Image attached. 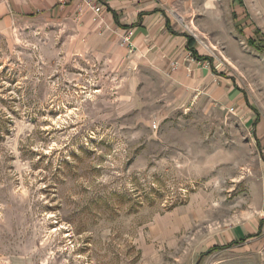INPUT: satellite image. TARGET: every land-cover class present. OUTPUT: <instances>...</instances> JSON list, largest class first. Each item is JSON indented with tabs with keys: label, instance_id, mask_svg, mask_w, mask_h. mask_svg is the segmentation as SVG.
I'll list each match as a JSON object with an SVG mask.
<instances>
[{
	"label": "rangeland",
	"instance_id": "rangeland-1",
	"mask_svg": "<svg viewBox=\"0 0 264 264\" xmlns=\"http://www.w3.org/2000/svg\"><path fill=\"white\" fill-rule=\"evenodd\" d=\"M177 2L199 88L66 19L0 34V264H264V0Z\"/></svg>",
	"mask_w": 264,
	"mask_h": 264
},
{
	"label": "crops",
	"instance_id": "crops-1",
	"mask_svg": "<svg viewBox=\"0 0 264 264\" xmlns=\"http://www.w3.org/2000/svg\"><path fill=\"white\" fill-rule=\"evenodd\" d=\"M97 2L103 6L99 15L79 0H6L0 3V34L15 26L18 20L28 23L36 14L49 19H66L74 26L76 38L89 41L90 46L97 43L98 55H107L112 65H120L126 53L136 59L154 56L184 87L199 88L203 83L210 84L211 74L204 64L208 56L197 54L198 41L187 26H182L183 16L179 11L182 12V7L177 0ZM236 17L238 20L239 16ZM241 20L239 17L238 22ZM129 32L128 44L121 46V38ZM189 38L193 40L190 48ZM226 89V101H235L240 96L239 89ZM261 217L260 230L264 227V217ZM251 236L245 235L242 227H235L229 242Z\"/></svg>",
	"mask_w": 264,
	"mask_h": 264
},
{
	"label": "built area",
	"instance_id": "built-area-1",
	"mask_svg": "<svg viewBox=\"0 0 264 264\" xmlns=\"http://www.w3.org/2000/svg\"><path fill=\"white\" fill-rule=\"evenodd\" d=\"M81 3L85 4L89 9H91L95 15H99L101 12V9L103 8L102 4L100 2H97V0H79ZM130 32L126 35H123L121 38V46L128 44Z\"/></svg>",
	"mask_w": 264,
	"mask_h": 264
},
{
	"label": "trees",
	"instance_id": "trees-1",
	"mask_svg": "<svg viewBox=\"0 0 264 264\" xmlns=\"http://www.w3.org/2000/svg\"><path fill=\"white\" fill-rule=\"evenodd\" d=\"M238 2H239V4L241 5L242 4V0H238ZM244 18H246L245 16H244ZM244 18H242V19H244ZM237 19V17L235 16V20ZM237 21V20H236ZM238 22V21H237ZM248 43H249V45L250 46H253V41L252 40H248ZM193 44V40L191 39V38H189L188 39V46H189V48H190V46ZM195 54V56L197 57V58H199L200 59V57H198L197 55H196V53H194ZM255 124V123H254ZM264 158V157H263ZM218 248L217 247H214L213 249H211V250H217ZM209 252V251H208Z\"/></svg>",
	"mask_w": 264,
	"mask_h": 264
},
{
	"label": "water",
	"instance_id": "water-1",
	"mask_svg": "<svg viewBox=\"0 0 264 264\" xmlns=\"http://www.w3.org/2000/svg\"><path fill=\"white\" fill-rule=\"evenodd\" d=\"M197 264H198V262H197Z\"/></svg>",
	"mask_w": 264,
	"mask_h": 264
}]
</instances>
